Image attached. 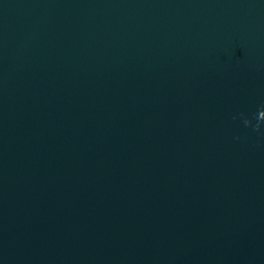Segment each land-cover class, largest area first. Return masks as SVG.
<instances>
[{
  "label": "water",
  "instance_id": "1",
  "mask_svg": "<svg viewBox=\"0 0 264 264\" xmlns=\"http://www.w3.org/2000/svg\"><path fill=\"white\" fill-rule=\"evenodd\" d=\"M262 105L264 0H0V264H264Z\"/></svg>",
  "mask_w": 264,
  "mask_h": 264
},
{
  "label": "clouds",
  "instance_id": "2",
  "mask_svg": "<svg viewBox=\"0 0 264 264\" xmlns=\"http://www.w3.org/2000/svg\"><path fill=\"white\" fill-rule=\"evenodd\" d=\"M236 119L237 117H233ZM239 118L242 119L243 125L250 128L253 132L264 136V105L260 107L258 113L255 115V122L245 113H239ZM239 139V137H237Z\"/></svg>",
  "mask_w": 264,
  "mask_h": 264
}]
</instances>
